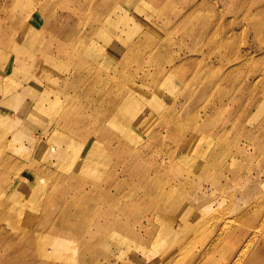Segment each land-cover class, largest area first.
<instances>
[{"label": "rangeland", "instance_id": "1", "mask_svg": "<svg viewBox=\"0 0 264 264\" xmlns=\"http://www.w3.org/2000/svg\"><path fill=\"white\" fill-rule=\"evenodd\" d=\"M82 2L0 8V244L29 239L34 264H264V0H91L70 19L96 55L28 56L45 30L13 17ZM142 167L156 209L110 184Z\"/></svg>", "mask_w": 264, "mask_h": 264}, {"label": "bare ground", "instance_id": "2", "mask_svg": "<svg viewBox=\"0 0 264 264\" xmlns=\"http://www.w3.org/2000/svg\"><path fill=\"white\" fill-rule=\"evenodd\" d=\"M6 1L7 0H2V2L0 4V6H1L0 8L3 12H5V10H6V8L4 6V3ZM90 1L91 0H83L82 4L78 3V4L73 5L71 10H69V9L67 10L66 13H68V14L65 16H62L61 18H57L52 13V11H50V9H47V7L41 8L38 10H32V11H34V13L32 14L33 15L32 19L26 20V19L21 18L18 15H15L13 17L12 25L13 26L18 25L23 33H25V30L27 28L30 29L29 34L36 33L37 31L33 30V29H35L39 26H42L45 30L44 36L39 37L37 39L36 44L34 43V40L29 39V42L31 43V48H30V51L28 52L29 53L28 56L36 54V53H34V51L37 53L41 52V51H49L50 45L52 42L60 43V41H62V45L60 46V49L67 50V53H69L70 50H74L79 55H83V54H86L89 51L93 50L96 52L93 55H96L98 52V49H97L98 45H97L96 41H93L91 43L92 46L84 48L83 47L84 43H83V41H81L82 35H80L78 32L79 27L77 26V23L75 22L74 19H70V14H71L70 12L75 13L76 11H82L85 7H86V9H88ZM46 5L48 6V3H46ZM67 5H69V3ZM18 7H19V3L14 1L13 2V8H18ZM44 16H46V18H47L46 21L42 20ZM51 18L54 19V22H55L54 24L50 23ZM56 23H58V24L56 25ZM99 38H101L102 41H104L105 43H107V41H109L108 38H104L102 36H99ZM101 47H102V45H99V48H101ZM76 78L85 80L84 76L81 74H79ZM97 79L98 78L95 77V79L90 81V84H96L95 81ZM102 97L104 99H106L108 97V94L104 93ZM3 117H5V116L4 115L2 116L0 114V121H2ZM5 159L11 160L10 156L6 157ZM142 159H144V156H142L140 153H137V154L133 155V157H131L129 164H131V165L133 164V166H135L136 162H138L139 160H142ZM125 171H127V172H125ZM154 172L155 171L147 170L146 174H145V168L142 167V169L140 170V173L137 171H134V170H131V171L130 170H124L125 176H122V178H120L117 173L112 172L111 170H108V176L111 180L110 181L111 185L114 184L116 186H119L117 184H118V182H121L123 184L133 183V184L142 186L145 190L144 195H146V192L148 190H150V188H152V189H154V196H155L154 198L157 201H159L160 197H162L164 195V192H162L161 189H157L154 186V183H153ZM86 182H93V180H87ZM95 184L96 183H91V185H89V186L94 187ZM171 188L172 187H169V189H171ZM92 190H94V189H92ZM76 192L80 193V190L78 189V191H76ZM103 195L107 198H111L112 199L111 204H114V199H115V196H117V194H111L108 192H103ZM79 196L80 195H75L74 198H77ZM132 197H134V194H132ZM81 199H83V197H81ZM73 201H76V200L73 199ZM87 201H89V199H87ZM161 203H163V202L160 200L156 204L154 209H156V207L158 205H160ZM179 205L180 204L178 203V207H179ZM78 207H76V209H78ZM167 210H169L168 206H161V208L159 210H157V213H161L162 211L167 212ZM172 210L173 209L171 208V213H172ZM63 213H65V212H63ZM82 214H84V212H81L79 216H81ZM49 224L53 225V222H49ZM95 227L97 229H100V223H97L95 225ZM102 227H103V225H101V228ZM104 227H108V224L105 225ZM59 237L63 238V234L60 233ZM12 240H14V239H12ZM28 243H29L30 247L28 246ZM5 244H6V241L4 238L3 244L2 245L0 244V264H23L24 261L25 262L28 261L27 264H34L33 256H34V252L36 249L34 247H32L33 242H29V239H27V242L24 243V245L26 246V249H27L26 253L20 252L18 250V239L16 241H14L10 247H6ZM26 259H28V260H26Z\"/></svg>", "mask_w": 264, "mask_h": 264}]
</instances>
